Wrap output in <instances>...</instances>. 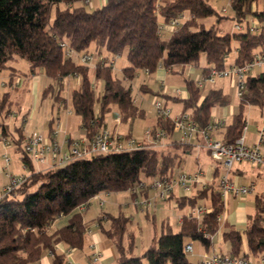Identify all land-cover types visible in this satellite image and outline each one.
Instances as JSON below:
<instances>
[{"label": "trees", "instance_id": "16d2710c", "mask_svg": "<svg viewBox=\"0 0 264 264\" xmlns=\"http://www.w3.org/2000/svg\"><path fill=\"white\" fill-rule=\"evenodd\" d=\"M86 1L0 0V71L10 68L9 62L15 57L25 58L30 74L42 68L54 80L44 88L43 95L55 102H65L60 95L64 78L79 77L80 83L71 91L70 100L86 139L104 129L105 115L112 105H116L123 122L144 118L146 113L135 103L131 86L116 77L110 65L99 60L90 69L87 64L77 63L64 54L60 41L67 42L75 53L86 52L92 43L98 52L104 50L111 56L125 54L128 65L122 71L128 81L138 69L149 73L158 67L172 70L175 66L196 64L201 56L209 65L203 69L204 75L210 66L222 69L227 66L225 59L234 43L236 65L252 61L256 54L264 55V0L260 9L255 8L258 0H228L229 15L220 13L209 0H105L92 10L85 8ZM183 10L192 17L163 38L158 24ZM213 16L215 22L210 26L202 22ZM249 17L258 23L256 32L246 28ZM226 20L243 24L244 30L221 32L219 24ZM98 81L102 90L96 93L94 83ZM185 85L189 96L181 100L184 112L203 129L210 124L211 108L225 105L229 99L220 90L203 93L193 79H186ZM239 98L237 112L224 126L221 141L227 145L241 136L246 125L245 106L264 108L263 71L246 75ZM12 107L10 92L0 94V128L5 136L14 135L4 123ZM149 129L151 136L160 129L171 136L174 122L170 117L157 115ZM14 133L16 151L30 174L11 193L0 198V264H35L45 251L52 255V264H65L55 245L63 242L68 248L83 247L87 228L78 211L80 205L101 192L130 190L142 177L171 174L181 152L189 147L180 141H173L167 150L144 145L75 158L64 166L36 171L24 150L21 127H15ZM203 198L210 200L209 212L200 219L184 216L177 232L166 229L138 256L128 254L122 244L128 217L122 213L99 217V224L104 216L111 222L109 229L101 230L116 246L118 257L114 264H189L184 250L187 239L197 240L209 250L211 236L219 227L217 216L224 209L219 191L208 187L193 196L182 197L179 206L193 207ZM60 216L65 217L64 223L52 227ZM263 219L264 191L255 196L254 212L248 215L244 230L230 229L223 233L231 255L248 258L249 254L264 253ZM244 245L247 254L242 250Z\"/></svg>", "mask_w": 264, "mask_h": 264}, {"label": "crops", "instance_id": "0c3cea01", "mask_svg": "<svg viewBox=\"0 0 264 264\" xmlns=\"http://www.w3.org/2000/svg\"><path fill=\"white\" fill-rule=\"evenodd\" d=\"M104 2L105 0H101V2H99V6H101ZM261 7L262 5L260 7H258L257 4L255 5L256 9H260ZM230 21L231 26L227 25L224 28L220 26V24L222 23L221 22L219 24V30L221 32L237 31L234 28L235 22L233 20ZM214 22L215 19L212 23ZM254 23L255 20L249 17L247 25H252ZM241 25L244 27L243 24ZM242 30H244V28L238 31ZM169 35L170 32L168 31L162 32L163 38H168ZM93 48L96 51L97 56L95 57V60L93 62L91 61L90 63H87L90 69H93L95 63L99 60L112 59L113 64L111 65V67L113 74L118 78H122L126 84H129L131 86L135 103L144 109L147 107V105H149L150 99L152 100V105L156 99H162L164 101V105L170 110V119H173L174 117L180 115L182 112L185 111L181 102L182 99H186L189 96L185 85V80H198L203 75V69L209 66H207L204 56H201L198 63L196 64H183L173 67L172 70H166L163 67H158L154 72L149 73L145 70L138 69L136 70L134 77L128 81L124 78L122 71V69L128 65L125 54L111 56L110 54H107V52L104 50L98 52L95 49V46ZM79 53L83 54L84 52H76L77 56L72 57V59L77 62L75 60V58L77 57L80 60V62L77 63H83L80 59L81 55H78ZM235 57L236 44L234 43L232 50L227 54L225 64L228 65L234 63ZM20 59L21 57H15L12 61L9 62L10 68L0 71V93H3L5 91L10 92L11 99L16 92L18 93L19 90L27 88L29 82L35 94L37 84L39 82V75L37 70L38 68L35 70L34 74L29 73L31 77L28 81L24 79V77H27L28 74H25L24 68H22L23 66H21L22 62L20 61ZM118 60L119 62H117ZM116 64H118V73L114 72ZM262 71L264 72V66L254 68L251 73L256 74ZM65 82L66 85L69 86L68 91H70L71 93V91L76 88L80 83V78L77 76H68L64 78L63 84ZM1 83H3V85ZM11 83H14L15 86H12ZM94 86L98 93L101 92V82H95ZM141 86L144 88H141ZM63 87L66 89L65 85H63ZM200 88L203 93L211 89L220 90L229 99V103L211 108L210 124H218L217 126L215 125L212 128V130L209 132V136L212 139L221 141L223 137L224 126L230 122V118L232 117V115L237 112V106L240 101V98L235 95V78L220 77L215 79V81L213 82L203 83ZM143 89L146 92H143ZM176 89H178V91ZM156 93H160L162 96L160 97ZM61 94L62 93H60V95ZM64 98L65 102H57L58 115L56 117H53V115L50 116L48 122L46 123L47 125H45L44 128H42L43 130L41 131L42 134H49L52 129L56 128L55 126L58 124L55 139L61 144V148L63 150L68 147V144L71 140H82L86 138L82 129V137H71V132L66 125L67 120H69L71 110L66 109V113L63 115L62 118L60 116L59 111L61 107H67L66 103H68V100L66 96ZM235 101L237 102L236 107ZM33 106H35V104H33ZM246 106L248 108L247 110L250 111L251 109H249V105ZM34 111L35 107H33L31 110H29L28 108L27 111L22 115V122L20 124L21 126H19L18 124H15L16 118L18 117L16 115H18L19 112L12 110L8 114V116L10 117L13 114L15 115V121L13 126L11 127H21L23 134L25 132L24 130H26L25 128L28 127L26 126L27 121L29 118L31 119V115ZM110 111V114H112V116H109L108 118L106 117L107 120L104 119V127L113 131H118L119 134H128L129 136H131L132 132L130 130H126L124 132L118 130V127L123 123V121H120L116 105H112ZM261 113L262 109H260V114ZM145 117V119H148V123L146 124L147 126L142 128V135L144 137V141H142V143H144V145L151 146L159 150H167L171 147L173 141L183 142L178 137V134H175L174 130L171 136H167L164 132V135L161 138L156 140L151 139L150 143L144 133L147 129L151 128L156 121L157 114L155 112L154 106L153 108L151 106V114L147 112V114H145ZM260 118H262L261 115ZM1 121L2 120L0 119V122ZM253 121L254 123L252 125L247 123L246 121V130L244 133V142L249 146L255 144L258 141L259 129L262 127V125H264V118L262 120L254 119ZM4 123L7 127L12 129L7 122L4 121ZM9 132L13 133V136H16L14 131L11 132L9 130ZM7 135L8 136L3 135L1 133L0 128V190L4 185L8 183L9 175H23L27 177L30 174V171L21 161L20 153L16 151L14 137L10 134ZM4 139H6L8 143H10L9 146L4 144ZM183 143L189 145V147L184 152H181L178 163L173 167L171 174L177 172L192 173L200 169L203 172V179L206 185H196L195 189L188 194L183 192L179 188H175L173 193L167 199L161 200L154 197V191L150 187V182L154 177H142L140 182L144 185L143 189H140V191L135 194L132 193L130 190L119 192H101L97 194L96 196L91 198L87 204H84V207L78 208V211L81 212L83 221L86 224L87 228L84 235L83 247L80 249L68 248V246L63 242H59L55 245L56 252L63 254L65 264L115 263L116 258L118 257L116 246L113 241L104 234L103 230H101V228L105 230L109 229L111 222L108 218L104 216L103 218H101L100 224L98 223V218L105 214L112 216L118 213H122L124 216L128 217L127 228L122 237V244L125 248V251L130 255H133L132 253H134L135 256L141 255L151 244L154 237H156V234H154L150 237L147 236L145 239L143 238L140 242L141 246L139 250L136 249L137 246L135 244H137V239L135 240V238H138L137 235L139 234H137L138 228L135 229L133 227V223L135 219H140L141 216H144L142 214H145L144 217L146 218L151 216L153 221L157 213L165 214V219L163 218L161 220V233L166 231V229L172 231L173 227L175 228V230L172 232H177L180 229L183 217L187 215L189 216V213L192 208V206H189L188 204L181 208L179 206L180 199L182 197L185 198L193 196L198 191L206 189L208 187L216 188L218 190V181L220 179L221 174L225 170L219 161H215L211 158L209 152L204 146L205 140L200 134H197L193 139H191V141ZM3 155H6L10 158V165L8 166V169L5 168ZM32 164L33 168L36 171L43 170V167L45 166H42L41 164H35L33 162ZM249 165L250 164L246 161L235 163L229 170L228 175L233 182L240 185L253 183L254 191L243 196L228 195L224 199V209L223 212L220 214L221 218L219 220V227L216 233L211 236V246L209 250H206L205 247L197 240H186L185 244H191V250L186 252L189 264H199L203 260L204 256L213 252L231 255L230 244L228 241H225L223 239V233L230 229H236L239 231L244 230V228L246 227L248 215L254 212L253 206L255 196L264 191L263 167L257 166L255 168H251ZM45 169H47V167ZM140 198H151V204H136L135 200H139ZM195 205H205L209 209H211L209 198L198 199L194 206ZM64 221L65 217L60 216L53 222L52 227L60 226L64 223ZM146 222H149L151 225V221H149L148 219H146L145 223ZM94 250L98 251L100 255L99 259L96 261L92 260V254ZM242 250L247 254V249L245 245L243 246ZM262 254L264 255V253L258 255L249 254L248 259L254 264H256L258 262L259 256ZM35 264H52V255L48 251L43 252L41 258Z\"/></svg>", "mask_w": 264, "mask_h": 264}, {"label": "built area", "instance_id": "2783aa9c", "mask_svg": "<svg viewBox=\"0 0 264 264\" xmlns=\"http://www.w3.org/2000/svg\"><path fill=\"white\" fill-rule=\"evenodd\" d=\"M87 0L86 2H89ZM222 10L225 12L226 9L223 7ZM191 14L186 11L178 12L174 17H172L167 22H160L158 24V29L162 35L163 31L172 32L177 29L182 23L190 19ZM234 28L236 30H241L244 27L235 23ZM246 28L250 32H256L258 30V23L255 21L252 25H247ZM59 45L63 48L64 54L66 56L72 57L75 52L69 47L68 43L65 41H60ZM80 59L83 63H90L92 60V55L90 53L84 52ZM106 65H112V59H102L101 62ZM264 66V55L256 54L254 59L244 65H236L235 63L228 64L222 69H216L210 66L207 74H203L198 80H196L197 85L200 87L205 82H213L216 78H226L234 77L237 86V95L241 96L243 89L245 88V77L256 67ZM3 85V83H1ZM15 86L14 83H11ZM178 91V89H176ZM155 112L158 116L164 118L169 117L170 110L164 105V101L161 99H156L153 103ZM174 130L180 134V139L183 142H189L197 134H200L205 140V148L215 160L221 161V165L225 169L226 173L220 176L218 181V191L220 196L224 200L228 195L232 196H243L245 194L254 191V184L240 185L233 182L228 175L229 170L233 164L246 161L252 166H261L264 169V125L259 129L258 141L255 144L247 145L244 142L246 125L243 127L241 136L235 140L233 144H224L220 140L212 139L209 136V132L218 123L208 124L203 129H199L196 123L190 118L187 112H182L180 115L174 117ZM56 128L52 129L49 134H42L38 131H33L25 136H23L22 143L25 152L35 164H41L47 166V168L60 167L68 164L75 158L88 157L98 153H108V152H118L130 150L133 148L144 146L142 142H136L130 137H126L122 134L110 133L106 129H101L97 134H95L91 139L82 140H71L68 147L63 150L61 144L55 139L57 134L58 124ZM145 136L150 141L161 138L164 135L163 130H158L155 136H151L150 129L145 131ZM4 144L7 145L8 141L4 139ZM3 160L5 162V168L8 169L10 165V158L3 155ZM26 179L23 175H9V181L0 190V198L11 193L16 187H18ZM196 185L205 186L206 183L203 179V172L198 169L192 173L187 172H177L172 173L167 176H157L154 177L150 182V187L154 191V197L157 199L165 200L174 191L175 188L181 189L185 193H191ZM143 183L138 182L134 187L130 189L132 193H137L140 189H143ZM136 204H151V198L135 200ZM79 207H84V204ZM210 209L205 205H195L191 208L189 216L200 219V217L209 212ZM221 215L217 216L219 221ZM264 223V219H263ZM184 250L186 252L191 250V244H185ZM99 252L94 250L92 254V260L96 261L99 259ZM199 264H254L248 258L235 255H226L213 252L204 256L203 260ZM256 264H264V255H260L258 262Z\"/></svg>", "mask_w": 264, "mask_h": 264}, {"label": "rangeland", "instance_id": "374dc122", "mask_svg": "<svg viewBox=\"0 0 264 264\" xmlns=\"http://www.w3.org/2000/svg\"><path fill=\"white\" fill-rule=\"evenodd\" d=\"M99 2H101V0H90L89 2H87L85 4V8L87 10H92L96 7H99V5H100ZM209 2L220 13H222V14L226 13L228 15L231 13L228 0H209ZM262 3H263V0H258L257 1L258 7H260L262 5ZM223 7L226 9V12H224L222 10ZM214 19H215L214 16L208 17V18L203 19L202 22L204 24H206L207 26H210ZM227 25L231 26L230 20L222 21V23L220 24V26L223 28ZM93 47H94V44L91 43L90 48H88V50L86 51V52H89L92 54V56H93V59L91 60L92 62L95 60V57L97 56L96 51L94 50ZM78 55H82V53H79ZM75 56H77L76 53L72 54V57H75ZM75 60L77 62H80V60L77 57L75 58ZM20 61L22 62L21 66H23L22 68H24L25 74H28L27 77H24V79H26V81H28L31 77V75H29V66H28L29 63L25 58H21ZM117 62H119V60ZM117 67H118V64H116L114 72L118 71ZM37 70H38V75H39V80H38L39 82L37 84L36 93L34 94L33 88L30 85V82H29V85L27 88H25V89L23 88L22 90H19L18 93L16 92L14 94V96L12 97V99H13L12 110L19 112V114L16 115L18 117L16 118V121H15V115L13 114V115H11V117L8 116V118L5 119V122H7L10 125V127L13 126L14 121H15V124H18L19 126H21L20 124L22 122V115L27 111L28 108H29V110H31L33 107H35V111L31 115V119L29 118L27 121L26 126H28V127L25 126L26 130H24L25 131L23 133L24 136L33 132V131H38L39 133H41V131L43 130L42 128H44V126L47 125L46 123L48 122L49 117L52 115H53V117H56L58 115L57 114L58 113V106H57L58 103L55 102L53 100V98L49 97L48 95L47 96L43 95V90H44L45 86L51 84L52 82H54V80L49 78L44 73V70L42 68H38ZM119 72H121V71H119ZM66 82H67V80H66ZM66 82L64 83L66 89L63 87L64 90L62 89L61 95L63 97H65V96L67 97L68 103H66L67 104L66 108L65 107L60 108V110H59L60 116H61V118L63 117V115L66 113V109L71 110V114H70L69 120H67L66 125L71 132L70 133L71 137L79 138V137H82L81 136L82 131L80 128V117L77 114H75L72 110L71 100H70V91H68L69 86L66 85ZM101 89H102V87L100 88V90ZM96 93H98V91H96ZM0 94H2V93H0ZM235 95L238 96L237 95L236 81H235ZM33 104H35V106H33ZM151 106L153 108L152 100L150 99L149 105H147V107L144 108L146 114H147V112H149V114H151ZM236 106H237V102L235 101V107ZM247 109L248 108L246 106L244 111L246 114L245 117H246L247 123L252 125L254 123V121H253L254 119H261L262 120L264 118V108L262 109L261 114H260V107H258V106L249 105V109H251V110L248 111ZM237 110H238V106H237ZM110 113H111V111L105 115V120H107V118L109 116L110 117L112 116V114H110ZM260 115L262 116V118H260ZM146 117H148V116H146ZM146 117L136 118L134 120L125 121L118 127L119 128L118 130L123 131V132L126 130H130L132 132L131 136H129L128 134L127 135L122 134V135H124L126 137H130V138L134 139L136 142H142V141H144V137L142 135V131H143L142 128L147 126L146 124L148 123V119H145ZM231 118H230V120H231ZM27 128H28V130H27ZM8 129L11 132L14 131V128L10 129L8 127ZM104 129L108 130L110 133L119 134L118 131H113V130L105 128V127H104ZM176 133L178 134V137L180 138V134L177 131H175V134ZM22 138H23V136H22ZM9 145H10V143L7 144V146H9ZM213 160H215V159H213ZM215 161H219V160H215ZM219 162H221V161H219ZM249 166L251 168H255V166H252V165H249ZM46 167L47 166H44L43 168L45 169ZM225 173H226V171L224 170L221 175H223ZM246 185H249V184H246ZM159 212H162V211H159ZM142 215L145 216V214H142ZM144 216H141L140 219H135V221L133 223V227L135 229L138 228L137 234H139V235H137L138 238L137 237L135 238V240L137 239L136 240L137 244H135V245L137 246L136 249H138V250L141 246L140 242L143 238L145 239L147 236L150 237V236H153L154 234H156V237H157L161 233V222H162L161 220L166 215L162 214V213H157L154 221L152 220L151 216H149L147 218ZM146 219L151 221V225L149 222L145 223ZM174 230H175V228L173 227L172 231H174ZM132 254H133L132 256H135L134 253H132ZM137 254H141V253H137Z\"/></svg>", "mask_w": 264, "mask_h": 264}]
</instances>
